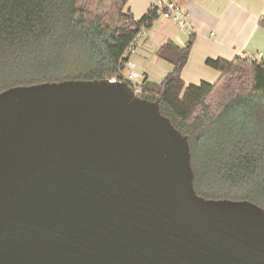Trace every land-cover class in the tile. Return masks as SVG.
Segmentation results:
<instances>
[{"label": "water", "instance_id": "1", "mask_svg": "<svg viewBox=\"0 0 264 264\" xmlns=\"http://www.w3.org/2000/svg\"><path fill=\"white\" fill-rule=\"evenodd\" d=\"M0 264H264V208L198 194L188 135L125 81L13 86Z\"/></svg>", "mask_w": 264, "mask_h": 264}, {"label": "trees", "instance_id": "2", "mask_svg": "<svg viewBox=\"0 0 264 264\" xmlns=\"http://www.w3.org/2000/svg\"><path fill=\"white\" fill-rule=\"evenodd\" d=\"M125 0H0V92L18 85L124 76V54L138 32L159 17L140 19ZM194 35L157 52L173 69L160 83L143 81L141 98L188 135L194 186L207 198L251 200L264 208V60L208 58L215 83L186 84ZM201 147L204 149L200 152ZM206 147V148H205Z\"/></svg>", "mask_w": 264, "mask_h": 264}, {"label": "crops", "instance_id": "3", "mask_svg": "<svg viewBox=\"0 0 264 264\" xmlns=\"http://www.w3.org/2000/svg\"><path fill=\"white\" fill-rule=\"evenodd\" d=\"M125 11L135 19L146 14L155 0H125ZM190 13L195 32L179 28L173 21L162 16L154 20L149 32L141 43L142 49L153 54L160 61L162 79L156 80L149 73L141 74V79L160 83L173 69L170 62L157 56L158 50L172 41L185 47L194 35L189 60L182 72L186 84L201 81L215 83L221 73L206 64L208 58L237 56L264 60V0H181ZM203 29L202 32H198ZM169 63V64H166ZM136 66V65H135ZM140 79V80H141Z\"/></svg>", "mask_w": 264, "mask_h": 264}, {"label": "built area", "instance_id": "4", "mask_svg": "<svg viewBox=\"0 0 264 264\" xmlns=\"http://www.w3.org/2000/svg\"><path fill=\"white\" fill-rule=\"evenodd\" d=\"M150 10L156 12L159 16L173 21L179 28L187 30L189 33L193 34L195 32L194 25L191 22L190 13L182 4L181 0H155ZM202 31L203 29L198 30V32ZM142 35H144V29H141L138 32L124 54L125 57L127 56V59L124 60V64L126 70H128V74L126 76L124 74V76L120 78H112L114 81H126L138 96L142 92L143 80L141 79V73L136 70L135 63L130 61V55L135 51Z\"/></svg>", "mask_w": 264, "mask_h": 264}, {"label": "rangeland", "instance_id": "5", "mask_svg": "<svg viewBox=\"0 0 264 264\" xmlns=\"http://www.w3.org/2000/svg\"><path fill=\"white\" fill-rule=\"evenodd\" d=\"M143 29H144V35H142V38L140 39V42L137 45L135 51L130 55V61L135 63L136 70H138L141 74H144L143 72L149 73L153 79H156L159 81V79H162L161 75H159V72H160L159 64L160 62H163V61H160L158 59H153L152 57L154 55L151 54V52L148 54L146 50L142 49L141 43L144 40L146 34L149 32L148 28H143ZM166 64H169V63H166ZM124 74L126 76L128 74V70H126ZM121 81H124V80H121ZM203 149L204 148L201 147L200 152Z\"/></svg>", "mask_w": 264, "mask_h": 264}]
</instances>
